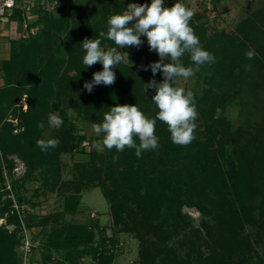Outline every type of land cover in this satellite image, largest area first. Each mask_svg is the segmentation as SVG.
<instances>
[{
  "label": "trees",
  "instance_id": "16d2710c",
  "mask_svg": "<svg viewBox=\"0 0 264 264\" xmlns=\"http://www.w3.org/2000/svg\"><path fill=\"white\" fill-rule=\"evenodd\" d=\"M82 2H90L91 9L99 8L106 18V26L83 24ZM72 4V10L79 12L73 11L70 17L55 18L51 13H41L43 17L38 22L44 20L42 44L47 50L43 52L36 39L10 41V59L1 63L5 78V85L0 88L1 186L2 170L9 175L14 168L10 156H18L30 170L44 168L54 178L58 171L49 168L60 156L79 150L83 138L77 137L68 124L67 110L63 107L65 100L71 104L78 98L79 107L84 106L83 117L92 125L101 123L113 106L146 97L151 102L155 94L153 89L142 93L143 84L157 82L160 72L153 76L150 70L131 69L122 63L112 69L116 77L113 84L95 86L91 93L84 89L85 82L102 71V65L85 66L80 44L85 39L100 38L105 50L118 47L106 36L100 37V33H107L109 17L122 14L127 5L116 0H73ZM22 15L15 10L9 22L21 23ZM259 24L264 26V11L259 21L246 19L239 25L236 36L231 34L225 39L222 35L207 37L203 27L189 21L203 49L215 56L214 63L199 67L206 71L204 82L221 88L231 80L234 70L251 64L253 55L247 58L248 49L239 35L247 42H259ZM141 40L137 51L131 46L118 50L128 53L131 63L140 59L145 60V66L157 62L158 55L149 50L145 38ZM51 48L54 51H49ZM181 59L186 67L191 65L189 54ZM43 67L46 76L41 70ZM23 96H26L27 108L20 111L21 106L17 105ZM50 104L64 123L49 137H44ZM157 112L154 104L153 118ZM8 113L15 116L16 125L7 121ZM201 116L194 121L195 139L188 145L173 143L168 126L157 120L156 150L144 151L137 158L134 149L126 147L117 152L115 148H103L101 153L90 154L88 162L74 165L77 185L87 189L99 186L113 224L138 240L137 264H264V257H260L254 245L264 240V129L254 136L250 131L230 129L223 120L212 119L207 123L206 115ZM49 139H58L60 143L56 148L41 151L37 142ZM134 140L139 144L137 137ZM226 147L230 150L229 157L225 155ZM194 151L198 155H193ZM11 187L16 203L32 209L33 203L25 196L21 184L13 182ZM1 191L2 197L9 195L4 186ZM80 201L79 193L66 195L61 212L41 218L31 213L23 219L27 229L44 230L42 237H38L42 264H72L88 253L87 249L77 248L91 247L95 233L86 226L64 222L66 215L75 214ZM3 202L0 218L5 216L7 223L15 224L16 229L9 233L0 228V264H15L21 222L12 209V199L6 197ZM184 207L195 208L204 217L199 227L187 221L182 213ZM246 227H258L255 243L243 234ZM179 232L184 237L176 245H170L171 238ZM178 246L186 247L183 255ZM112 261L113 256L101 254L95 264Z\"/></svg>",
  "mask_w": 264,
  "mask_h": 264
},
{
  "label": "rangeland",
  "instance_id": "374dc122",
  "mask_svg": "<svg viewBox=\"0 0 264 264\" xmlns=\"http://www.w3.org/2000/svg\"><path fill=\"white\" fill-rule=\"evenodd\" d=\"M60 1L62 2L63 0H54L51 3L52 5L49 6L50 10L37 8L23 14L21 23L8 21L10 37L8 43L0 48V67L2 62L10 59V41L36 39L43 52L47 50L42 44L44 43V20L41 23L38 22L43 17L41 13H51L52 17L58 18L60 16L70 17L73 11L75 14L79 12L75 9L72 10L73 0H64V3H60ZM186 1L185 6L193 12L190 21L203 27L207 37L222 35L227 39L231 34L236 36L239 25L242 22L246 19L259 21L264 11V0H202L203 3L194 8H191L190 5L188 6ZM82 3L80 5H83L85 10V21L83 24L89 26L103 24L106 26V18L99 8L97 10L91 9L88 6L90 2ZM132 23L130 22L129 26ZM259 25H261V30L258 33L259 42H247L242 38L241 34L239 35V40L243 41L248 51L250 50L249 52L246 51L247 58L248 53H253V59L251 64L244 67V69L234 70L228 84L221 88L207 84L204 82L206 71H202V69L196 71L194 76L187 80L178 78L175 82V86L182 87L185 92L192 93V101L199 117L206 115L204 118L205 122L210 123L212 119L223 120L228 122L230 129L250 131L254 136H258L261 133L260 131L264 129V59L262 57L264 53V26L262 24ZM0 29V33L5 34L4 30L6 28ZM131 49L137 51L138 47L131 46ZM51 50L52 48L49 51ZM127 57L128 53L121 62L123 65L129 66L131 69L144 70V59H140L137 63H131ZM253 60L256 62L254 63ZM45 68L43 67L41 70L46 76L47 71ZM157 78H159L157 80L158 83L162 82V75L157 76ZM4 85V73L0 68V88L4 87ZM148 100V97L143 100L133 99L132 101L129 100L127 105L136 104L144 115L151 119L153 118L151 113L153 112L154 104L148 102ZM23 103L27 104L26 96H23L18 102L17 106H21L20 111H25L22 108ZM51 105L49 106L48 116L52 113H58L52 110ZM63 107L67 110V120L72 132L77 137L83 138L81 147L72 154L60 156L57 163H54L49 168L50 170L58 171L57 176L54 178H50V174L46 173L44 168L34 167L33 170H30L18 156H10L9 159L13 160L14 168L11 174L8 175L6 173L2 186L0 184V208L4 205V199L8 198V196H1V188L8 184L12 185L13 182L21 184L25 196L33 203L32 213L38 218L61 212L64 197L79 193L81 201L77 211L74 215H66L64 222L86 226L88 230L95 233V238L91 247L77 248L79 251L87 249L88 253L81 258H77L72 264H95L96 258L101 254L113 256L111 264H137L139 242L134 235L123 232L120 227L113 224L109 213V205L103 197L100 187L96 185L94 188L87 189L77 185L74 165L88 162L90 154L103 151L98 147L101 137L93 132L92 125L83 117L84 106L83 108L82 106L79 107L78 98L74 102L72 101L71 104H68L65 100ZM6 118L8 122L14 125L18 123L14 120L15 116H12L11 113H8ZM54 129V127L48 125L43 132L44 137H49ZM192 154L198 155L195 151ZM225 155L229 157V147H226ZM221 164L225 168L224 161ZM2 172H6V170L3 169ZM182 213L195 228L199 227L204 220V217L195 208L184 207ZM2 227L9 233L16 229L15 224L7 223L5 216L3 219L0 218V228ZM43 231L32 228L31 237L35 238L34 241L39 243L38 237H42ZM258 231V227H246L243 234L249 235L254 242L257 240ZM183 237L184 235L181 232L176 233L169 244L176 245ZM254 245L260 257H264V240ZM177 248L180 250V255L185 253L186 247L178 246ZM93 250H96L95 254L92 253ZM15 254V264H42V252L39 249L34 250L25 260L24 255L20 253V238H18V244L15 247ZM48 264L55 263L49 262Z\"/></svg>",
  "mask_w": 264,
  "mask_h": 264
},
{
  "label": "clouds",
  "instance_id": "9594fccd",
  "mask_svg": "<svg viewBox=\"0 0 264 264\" xmlns=\"http://www.w3.org/2000/svg\"><path fill=\"white\" fill-rule=\"evenodd\" d=\"M165 0H151L150 3H131L122 14H116L107 20V33L101 32L118 47L105 50L100 38L85 39L80 45L84 50L83 64L92 66L99 63L102 71L96 72L90 82H85L84 89L89 93L95 86L111 85L116 77L112 70L120 64L126 52L119 51L128 47H139L141 37L146 39L150 51H154L159 60L144 67L153 76L160 72L162 82L155 80L143 84V91L153 89L151 98L158 109L155 118H148L134 105H116L103 116L101 123H93V132L101 137L100 150L115 148L117 152L130 148L140 158L144 151L156 150L159 138L155 135L157 120L168 126L170 137L177 145H188L194 139L195 123L198 113L192 101V93L185 92L182 87L175 86L178 78L187 80L194 76L199 67L206 63H214L215 56L203 49L199 37L189 25L193 12L181 0H176L171 7H166ZM129 22H133L129 26ZM189 54L190 66H185L182 57ZM253 53H248L251 58ZM128 59V57H127ZM129 61V60H128ZM167 61V63H165ZM64 121L58 113L48 116V125L60 128ZM40 127H44L43 124ZM139 139V144L134 140ZM58 139L40 140L37 146L41 151L56 148ZM116 157H114L115 159Z\"/></svg>",
  "mask_w": 264,
  "mask_h": 264
},
{
  "label": "built area",
  "instance_id": "2783aa9c",
  "mask_svg": "<svg viewBox=\"0 0 264 264\" xmlns=\"http://www.w3.org/2000/svg\"><path fill=\"white\" fill-rule=\"evenodd\" d=\"M186 0H181L185 4ZM54 0H0V27L4 23H8L12 13L15 10L21 11L23 14L29 13L33 9H41V10H50L51 3ZM176 0H172L171 5L175 3ZM26 104L23 103L22 108L26 110ZM84 146V145H83ZM4 178H6V172H3ZM7 191H9L8 198L12 199L13 205L12 209L19 216V220L21 222V227L18 232V238H20V253L24 255L25 260L27 257L39 247V243L33 240L32 229H27L23 223V219L27 214L32 213V209L25 204H18L14 199V194L12 192L11 184L4 186Z\"/></svg>",
  "mask_w": 264,
  "mask_h": 264
},
{
  "label": "crops",
  "instance_id": "0c3cea01",
  "mask_svg": "<svg viewBox=\"0 0 264 264\" xmlns=\"http://www.w3.org/2000/svg\"><path fill=\"white\" fill-rule=\"evenodd\" d=\"M118 2H122V3H125L127 6L131 3H136V4H145V3H150L151 0H116ZM170 1L172 0H165V5L166 7H171L172 5L169 4ZM188 3V6L190 5L191 8H194L196 7L197 5H199L200 3L202 4L203 1L202 0H187L186 1ZM198 2V3H197ZM197 3V4H196ZM9 23H5V24H2L0 28H6V30H4V33L5 34H1L0 33V48L3 46V45H6L8 43V40H9ZM1 30V29H0ZM3 31V30H2ZM1 31V32H2ZM3 36H5L3 38ZM4 41V42H3Z\"/></svg>",
  "mask_w": 264,
  "mask_h": 264
},
{
  "label": "bare ground",
  "instance_id": "6f19581e",
  "mask_svg": "<svg viewBox=\"0 0 264 264\" xmlns=\"http://www.w3.org/2000/svg\"><path fill=\"white\" fill-rule=\"evenodd\" d=\"M24 101H25V100H24ZM26 105H27V104H26ZM26 105H25V106H26ZM26 108H27V106H26Z\"/></svg>",
  "mask_w": 264,
  "mask_h": 264
}]
</instances>
